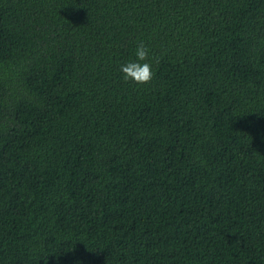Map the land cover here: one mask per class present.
I'll use <instances>...</instances> for the list:
<instances>
[{
    "label": "trees",
    "instance_id": "obj_1",
    "mask_svg": "<svg viewBox=\"0 0 264 264\" xmlns=\"http://www.w3.org/2000/svg\"><path fill=\"white\" fill-rule=\"evenodd\" d=\"M0 264H264V0H0Z\"/></svg>",
    "mask_w": 264,
    "mask_h": 264
},
{
    "label": "clouds",
    "instance_id": "obj_2",
    "mask_svg": "<svg viewBox=\"0 0 264 264\" xmlns=\"http://www.w3.org/2000/svg\"><path fill=\"white\" fill-rule=\"evenodd\" d=\"M150 49L144 41L135 43L131 59L125 60L119 66L123 81H131L134 84H146L152 79L154 69L148 62Z\"/></svg>",
    "mask_w": 264,
    "mask_h": 264
}]
</instances>
